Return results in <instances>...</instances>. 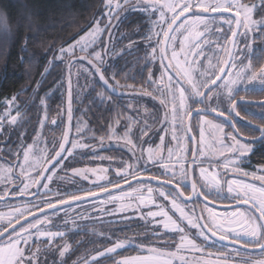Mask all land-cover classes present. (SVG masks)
Wrapping results in <instances>:
<instances>
[{
  "label": "rangeland",
  "instance_id": "rangeland-1",
  "mask_svg": "<svg viewBox=\"0 0 264 264\" xmlns=\"http://www.w3.org/2000/svg\"><path fill=\"white\" fill-rule=\"evenodd\" d=\"M108 2V0H104L103 4V12L105 17L107 16L108 10L105 8V4ZM158 5L163 3H170L172 0H157ZM239 3L244 4L242 0H238ZM112 3V12L115 14L116 12H119V16L112 20V27L106 30V32L100 37L101 40H104L108 38L109 42V52L108 56L110 59L115 60L120 55H124L126 51H129L131 48L130 44H126L121 50L115 52L113 45L118 42V40H121V35L117 36L116 32H112V28L116 25L118 26L123 22V20L128 17L129 15H153L156 14L157 18L156 21L151 23L147 30L148 33L146 37H150V39H146L147 42L143 43V45L149 44L153 47H155V52H153V49L151 52H149V58L155 62L157 57V51L159 47V43L161 41L162 35L166 29L167 22L171 20V17L173 13L166 11V18L164 21L160 20V14L159 12H144L139 9V5L145 3V0H127V3H125V0H111ZM119 5V6H118ZM135 5V7H133ZM249 6L255 5L251 19L253 21H256L257 23L255 25H250L249 30H245L244 27H240V31L238 34V39L236 41L235 50L233 53L231 64L233 67L229 68L227 72L229 73L228 76H224V80L227 81L229 78L233 79L235 83L231 85V91L230 93L221 87L220 89H214L212 92H209L207 94L208 100L205 101L203 97V89L207 87V85L200 89V95H194L193 93L196 91V88H194V85L197 87L200 85V83L206 79H208L210 82L213 79V73L211 71V63L215 61L217 63L220 61L222 63V67L225 63L227 51H228V42L227 46H222V42L224 41L225 34L228 33L229 35L232 33L234 23L229 25L225 18L230 19L225 16H217L216 19H213L210 23H208L207 28L203 24L197 25L195 28H187L186 25H181L179 28H177L176 33H174V36L172 38V43L177 42L179 45L177 48L178 53V62H173L174 67H176V70L182 75V83L179 82V84L184 85L183 89H178L177 86L175 87L174 83L169 79H162L158 81H153L148 77L147 84L150 86H157V96L159 101L162 103L165 107V113H166V121L164 122L163 126H165L164 132H159L157 135H155V131L147 129V121L146 117L144 116V121H141V123H138L136 121L131 122L129 121L127 128L123 129L120 128L119 124L115 125L113 130L111 131V136L107 142L108 145H105V147H101L99 149L90 148L86 149L85 147H81L78 142V146L76 148H71L67 146V142H61V144H64L65 148H68L72 154H77L72 159V156H66L64 162L57 166L56 168H52V164L55 162L58 157L54 155L56 152L59 151V144L61 141V134L66 133L69 125V110L71 111V103L69 101V92L71 93V99H72V88L74 90V94L76 99L79 101L80 98H83L86 93L90 91V88L92 87V78L91 76H88V72L86 69V65H89L90 61H94L96 63H101L100 61H96L94 58V53L91 56V60L87 59V54L90 51V49L96 45L98 47V50L96 52L101 53L102 57V47L103 45L99 42V40L92 44L91 46L87 47L84 52L80 51V47H74L72 52H65L63 58H61L60 50L55 54V57L52 59V62H72V61H78L81 64H74L71 67V72L69 73L70 76L66 75V94L64 97L65 104L64 106L60 104L59 109L56 110L55 115L52 119H47V116L45 114V111L48 110L47 101L50 100L52 94L54 91H49L42 98L37 102L38 105V111H42V115L40 117V120L34 128V126H30L31 132H29L27 129L20 127L19 125H24V122L28 121L27 119H23L22 114L20 112H17L18 102L15 100L14 104L11 102V100L6 101L2 104V108L0 109V124L3 125V130H0V201L5 200L7 198L10 199H18L20 197H30L39 193V199L32 203H24V204H0V228H3L5 226L6 229L10 227L12 224L16 223L17 220L15 217L19 214L20 211L23 210L24 206L26 205L27 208L30 210L28 215L22 216L19 220L24 219L34 213H36L39 210L47 208L46 206L39 210H32L37 205H39L42 201L51 199L53 201H56V204H59L58 201L61 197H64L68 200H70V196H65L66 193H79L81 195H86L89 191L92 192H98L103 189H101L100 185H108V188L113 187L117 185V181L119 180L120 183H124L128 181L129 179H132L136 176L129 175L126 180L122 179L123 176L126 174H130L134 170L139 171L140 169L147 168L149 166H152L151 168V176L154 177V179L163 180V176L161 175L164 173V169L159 166V161L163 158L165 161L168 160V152L169 149L173 150L175 152V155L171 157V164L172 168L174 170L180 169L181 165L176 164V160L179 159L181 155L184 156V160L182 161L183 166L185 167L187 161H188V149H187V142H186V136L184 132V123L186 120V117L189 113V111L193 108V102L199 101L201 105L209 111L216 112V113H222L225 111V109L230 105L232 99L237 96L239 93L244 92H262L264 91V82H261L259 79L251 80L250 76L244 78L245 76L250 75V71H245L244 66L248 65L251 67V69L254 68L253 64V54L255 49V36L258 34L259 30L264 26V3H262V0H257L254 4H247ZM235 9L229 11L228 13L234 14ZM213 13H203L202 15L207 17H214L211 16ZM101 17H99L96 21H99ZM120 19V20H119ZM239 19H243V17H239ZM232 20V19H231ZM106 21V20H105ZM107 22V21H106ZM117 22V23H116ZM219 25H222V28H218ZM95 23L93 24L92 28L88 30L83 36L81 37H88L89 33H91L92 29L95 27ZM231 28V31L229 29ZM109 33H111L109 35ZM80 37V38H81ZM80 38L78 40H80ZM229 39V38H228ZM77 40V41H78ZM76 41V42H77ZM76 42L71 44L70 46L76 45ZM70 46L64 47L65 49H68ZM81 46H83V42H81ZM172 47V46H171ZM190 47L195 48L190 49ZM125 49V51H123ZM134 49V48H133ZM201 49V50H199ZM199 50V52H197ZM202 51V52H201ZM147 52V51H146ZM194 53V54H192ZM198 54L202 58H197ZM220 55V57H219ZM103 60V58H102ZM242 62V63H241ZM256 62V61H255ZM254 62V63H255ZM259 61L256 65H258ZM156 66V64L151 63L150 68L151 70H154L153 66ZM216 65L214 67L212 66V69H216ZM50 66V65H49ZM49 68V67H48ZM48 68L45 71L48 72ZM264 68V62L259 66V68H256L257 71L259 69ZM69 70V68H68ZM237 74L239 75V79H237ZM178 90V93H175L173 95V91L176 92ZM186 90V91H185ZM181 92H183V103L181 102ZM177 95V97H176ZM78 97V98H77ZM194 100V101H191ZM144 103V102H143ZM138 106V103H136ZM62 105V106H61ZM146 108L147 103L143 104ZM207 105V107H205ZM179 107L178 116L175 118L173 117V112L176 111V107ZM261 111H264V107L260 108ZM136 120H143L141 115L136 114L135 115ZM164 118L165 115L163 114ZM15 118L16 123H9L10 120ZM55 121V123H53ZM206 121H211V124L206 123ZM131 122V123H130ZM138 125H137V124ZM213 125H219L223 128V132H217L216 128L213 127ZM17 128H22L23 130L21 132L17 131ZM34 128V129H33ZM130 129V131H128ZM193 129L197 134L198 138V150L203 153V155H199L197 157V163L199 166L195 168V182H197V185L201 191L208 192L209 197L214 199V201L220 202V203H228L233 202L237 203L233 197L236 196L237 192H239L241 195L244 194V189L240 187L241 184L247 185L243 182H239L238 184H234L233 188L235 191L229 193L228 187L225 181L230 182L228 178H225V175L228 172L231 173H237L236 170H233V167L231 164H229L227 167H225V161L228 157H235L238 156V154L233 152L224 151L221 152V141L224 140V133L225 129L222 126V124L214 119L208 118V117H202L198 116L195 118L193 122ZM17 131L18 134L20 133L19 140H17V146L15 150H12V148L6 146L8 143L5 138L8 131ZM145 130L146 134H141V131ZM128 131V139L131 140V144H126L125 139L123 137L125 136V132ZM176 137L175 139L173 137ZM63 137V134H62ZM144 141H147V143H144ZM227 144H232L233 141L231 139L224 141ZM75 143V142H74ZM241 143V142H240ZM76 144V143H75ZM135 145V147H133ZM247 145V144H246ZM249 146V145H247ZM250 152L253 150L251 146ZM29 148L31 151H29ZM151 148L153 150V156L154 158L152 160L149 159V152L148 149ZM129 149H132L131 151ZM114 150L116 152L125 153L128 154V156L124 157L121 155H118L116 160H111L102 153L104 151ZM29 151L28 160L25 161L24 159V152ZM249 152V153H250ZM135 153V155H133ZM248 153V154H249ZM63 155V152L61 153ZM247 154V155H248ZM52 156L53 159L49 160L48 157ZM102 157V158H101ZM139 157V159H137ZM83 158H86V160H83ZM201 158V159H200ZM70 160V161H69ZM239 160H242V158L237 159L236 163L239 165ZM203 162V163H202ZM71 163L72 167H64V164ZM84 165H81V164ZM80 164L81 166H78ZM220 164L219 167L216 165ZM117 165H123V169L118 168ZM131 165V167H129ZM201 166L206 170L209 179L212 175H215L217 179L220 180V188L222 189L221 192L217 193L215 189H212L211 191L209 188L205 187L206 181L201 176ZM158 168V169H156ZM153 169V170H152ZM240 169V167H239ZM148 171V170H146ZM143 173V172H141ZM171 173H167V175H170ZM256 175L262 176L264 175V168H258ZM138 177V176H137ZM256 179H259L258 177ZM264 181V180H262ZM171 183V182H169ZM146 184V183H144ZM144 184H137L132 186L131 188L125 190V193L118 194V196L113 197L114 204H116L117 210L115 211V214H124L127 217H130L129 215H126L127 213H131L132 210H137L139 208H147L154 206V202L152 201L151 193L145 192L143 190ZM27 187V192L22 194L21 190ZM148 185V184H147ZM183 186H186V182ZM252 188L256 189V191H252ZM138 189V191H137ZM261 188L257 186H251L248 189V195L252 197L257 204L260 203L262 199H264V195L261 194L259 191ZM166 190V189H165ZM37 191V192H36ZM167 191V190H166ZM45 193H50L49 195H45ZM116 195V194H115ZM109 197V196H108ZM142 197V199H141ZM106 198V197H105ZM247 199V197L245 198ZM253 199H247V202H241L244 204H249L253 207ZM142 200L144 202H142ZM170 203V207H172V204L170 200H168ZM105 205V204H104ZM106 206V205H105ZM184 208L185 213L192 214V217L194 216V210L196 209L204 223L207 221L211 223L213 220L217 224H229L232 223L233 218L228 217V219H225L226 213H231L232 211H216L213 209H210L208 207H205L204 205L200 206H189V205H182ZM259 210V208H256ZM164 210V208H163ZM244 209H237L236 211H240ZM165 211V210H164ZM170 211L172 209L170 208ZM178 215H180V212L174 210ZM213 213V215L210 217L209 213ZM168 213V212H167ZM73 214V213H72ZM249 215H252L249 212ZM169 217H172L168 213ZM84 213L80 216L77 215H69L67 211H60L58 213H55L53 215L48 216L47 218L43 217L41 218L42 223L38 224L37 227H40L41 229H46L50 232L57 233L52 238H49L48 236H37L35 234V228L29 229L30 232L33 233L31 237H28L27 243H24L23 241H20L18 243V247H21L22 251L25 253V259L29 258V253L35 255V260L33 261V264H39V260L45 258L44 254V246L43 241H47V247L49 249V253L51 251L56 250V258L55 262L57 264H64L65 258L67 254L69 253V247L68 245L63 241L59 239H63L65 235L68 233L75 231L76 229H79L83 226L88 227L91 230H95L99 237H106L108 238L107 233H99V231H107L111 227L109 226V223L117 222L115 220L106 221V222H97V223H84L83 219ZM86 217V216H85ZM151 220L154 221L155 224L160 225L162 230L167 233H173L175 231L167 230L163 228V220L166 219V217H148ZM194 218V217H193ZM173 221H175L178 226L183 227L185 232L188 233L187 225L188 220L183 219L180 216L176 217ZM9 220H12V223L9 224ZM18 220V221H19ZM86 220V218H85ZM88 222V221H86ZM257 223H259L257 221ZM184 224H187L186 226ZM237 231H242L244 227L247 226L245 223H240L237 221L233 225ZM207 227V226H206ZM208 228V227H207ZM209 231L212 233L211 229L208 228ZM177 233V232H175ZM23 235H27L26 233H22ZM16 233L13 234V238L15 237ZM180 237V236H178ZM218 237V235H217ZM176 237H174L175 239ZM190 239L189 237H187ZM228 240V239H226ZM176 244L179 242L178 245H180L181 241L180 238H177L175 240ZM231 241V240H229ZM6 239L0 243V247H2L6 243ZM236 243H239L241 245H244L246 247H256L259 244H243L242 242L237 241ZM177 245V247H179ZM132 246V243L126 244L124 248H128ZM185 246L188 247V250L193 251H200L201 248L203 250L204 247H196L193 248L191 245L185 244ZM113 247V246H112ZM176 247V246H175ZM116 249L113 252H108L107 249L104 251H100L97 254H92L96 249L92 248L90 253L88 254H82L79 256V259L81 260L79 264H92L94 262H99V264H105V258L111 257L114 253H117L118 251L124 249ZM178 249V248H177ZM178 251V250H177ZM61 252H63V256H61ZM230 256L233 255L232 252H226ZM148 253H145L146 256ZM94 255V256H93ZM177 259H179L180 255L173 254ZM201 255H203L201 253ZM235 256L239 254H234ZM164 253L162 255L156 257L155 259L158 261V264H172V261H170V258L164 257ZM174 256H171L173 258ZM242 256V255H241ZM138 256H131L126 257L123 259H116L111 264H117L119 261H123L126 259L135 258ZM86 259V261L84 260ZM84 260V261H83ZM250 260V259H247ZM253 261H256L257 259H252ZM198 261L205 262L203 259ZM76 264V263H74ZM107 264V263H106ZM257 264V263H252Z\"/></svg>",
  "mask_w": 264,
  "mask_h": 264
},
{
  "label": "trees",
  "instance_id": "trees-1",
  "mask_svg": "<svg viewBox=\"0 0 264 264\" xmlns=\"http://www.w3.org/2000/svg\"><path fill=\"white\" fill-rule=\"evenodd\" d=\"M242 1L244 4H254L257 2V0ZM103 4L104 0H0V109L4 102L11 100L15 96L19 112L22 114L21 118L28 120L24 122V125H19L20 127L27 129L29 132H31L30 126L35 125L34 128H36L42 115V111L40 112L39 110L37 112V102L49 91L53 90L54 93L50 100L47 101L48 110L45 111L47 119L54 117L60 104L64 106V97L67 91L65 85L66 75L70 76L69 73L74 64L81 63L78 61L66 62V64L65 62L49 63L62 47L64 48L75 43L92 28L94 21L101 17L99 14L103 11ZM135 15L131 18H125L121 24L115 25L112 28L111 33L116 32L117 36L121 35V40H118L113 45V48L117 52L128 44L130 40L136 41L138 45L133 49V53L136 54L137 58H143V54L146 52L143 43L147 42L146 35L148 31L146 30L148 27L144 17L137 18ZM262 29H264V26L255 36L254 68H259L264 62V31ZM229 33L227 39H224L222 42V46L224 47L225 45L227 46V42L230 39L231 34L229 35ZM108 38L105 41L103 40L102 70L107 75L106 78L110 83L117 86V95H112L102 85L100 73H96L95 71V65L99 63L90 59V55L94 53V50L95 52L98 50V47L94 45L86 57L91 60L89 65L85 66L81 64L86 67L88 76L92 78V87L79 101L76 99L72 88L71 119L69 120L66 133H62L63 137L61 134L60 144L67 137L65 141L68 147L74 142L78 145L79 142L86 149H99L108 145L107 142L111 136V131L117 124H119L120 128L126 129L129 121L145 122L143 118L145 116L147 129L153 130L161 128L165 122L164 113L158 110V106L164 105L158 99V87H152L147 84L148 75L145 69L143 70L142 61H132L130 51H126L124 55H120L115 60L110 59L108 56L110 41ZM152 49L153 46L150 48V52ZM199 57L202 58L203 56L201 57L198 54L197 58ZM215 61L210 65L212 73L216 71V69H212V66L214 67L217 64ZM258 61L259 63L256 65ZM47 68L48 72L45 73ZM218 73L219 71H216V75L212 81L215 80ZM212 81L203 89L202 93L212 84ZM128 85H132V87H128ZM100 92H105L112 99L108 102H102L99 98ZM238 96H242V98L248 100H262L264 99V92L252 93L251 95L239 93ZM143 102L147 103L146 108ZM136 103H138V106ZM198 104L202 107L199 101ZM136 114L141 115L143 120H136ZM22 128H17V131L21 132ZM17 131L13 133V131L9 130L4 138L8 142L6 146L12 148V150H15L17 140H19L18 135L20 133L18 134ZM102 153L111 160H116L118 155L128 156V154L114 150ZM83 160H86V158H83ZM251 160L254 165L259 164L264 166V144L254 152ZM80 164L78 166L84 165ZM151 168L153 167L149 166L140 169L137 176L149 177ZM139 186H144L142 187L144 188L143 190L149 193V184ZM150 186L153 188L151 199L154 202V206L132 210L131 213L126 214L130 217L124 214H115L117 208L114 201H112L113 197L123 194L125 191L62 210L67 211L72 216L77 214L81 216L84 213V218H80L86 224L111 220L117 221L109 223L111 227L109 230L99 231V233H107L108 238L99 237L96 234L98 232L83 226L68 233L63 239H59L63 240L69 247V253L65 258L64 264H79L81 261L79 259L80 255L90 253L88 251L92 248L96 249L92 253L94 255L100 251H104L114 245L117 237L121 240L128 237L132 241V246L114 253L111 257L105 258V264H111L116 259L144 255L148 253L149 247L156 248L161 253H164V257L170 258L172 264H264V252L251 255L223 247L212 242L210 239L205 240L203 236H200L198 234L200 231L199 227L192 228L189 224H184L188 227V233L185 230L183 233L174 232V234L163 231L160 225L155 224L153 220L146 216L149 210L158 211L160 209L157 208V205H162L164 210L174 220L180 215L174 211L175 209L170 207L168 200L159 195L157 187ZM38 196L39 193L37 192L30 197L7 198L1 200L0 204L32 203L39 199ZM170 208L172 211H170ZM142 215L146 219H141ZM190 215L192 216V214ZM193 215L194 219H196V210H194ZM153 228H158L159 232L154 233L152 231ZM181 235L189 237L197 247H204L203 250L200 248V251H193L188 250L187 246L183 248L177 247L179 242L176 244L175 240L180 238L178 236ZM149 237H151L150 240L148 239ZM174 237L176 238L174 239ZM136 241H145V243L138 246ZM47 243V241H43L42 243L45 258L40 259L39 264H57L54 263L56 258V253L54 252L56 250L49 253ZM256 247H259V245ZM226 252H232L233 255L230 256ZM173 254L180 255L181 257L177 259ZM234 254L239 255L235 256ZM171 256L174 257L171 258ZM198 259H203L206 263L198 261ZM252 259L257 260L253 261ZM84 260L86 261V259ZM92 264L97 263L94 262Z\"/></svg>",
  "mask_w": 264,
  "mask_h": 264
},
{
  "label": "snow or ice",
  "instance_id": "snow-or-ice-1",
  "mask_svg": "<svg viewBox=\"0 0 264 264\" xmlns=\"http://www.w3.org/2000/svg\"><path fill=\"white\" fill-rule=\"evenodd\" d=\"M125 3H127V0H125ZM262 3H264V0H262ZM119 6V5H118ZM135 7V5H133ZM255 5L249 6L247 4H241L238 2V0H172L170 3H163L159 4L157 0H145V3L139 5V9L144 12H159L160 14V20L164 21L166 18V11L173 13L171 20L168 21V27H171V24L174 23L177 19V17L183 15V20L179 25H177V28H179L181 25H186L187 28H195L197 25L203 24L205 28H207L208 23H210L213 19H216V17H207L205 18L202 14L203 13H224L229 12L233 9H235L234 15L237 17H243V19H236L235 21L231 19L225 18L226 22L231 25L235 23L238 27H244L245 30L250 29V25H255L257 22L253 21L251 19V15L253 12ZM105 8L108 10L107 16L105 17L104 12L102 11L99 15L101 16V19L99 21H94L95 27L92 29L91 33H89L88 37H81L80 40L76 42V45L70 46L68 49L61 48L60 54L61 58H63L65 52H72L74 47L79 46L80 51L84 52L87 47L91 46L92 44H95L98 40L103 45V40L100 39V37L106 32V30L110 29L112 27L111 21L116 19L119 16V12H116L113 14L112 12V3L111 0H108V2L105 4ZM185 13H188V15H184ZM105 20L107 22H105ZM264 23V22H262ZM222 25H219L218 28H222ZM172 31H175V29H172ZM231 31V28L229 29ZM264 31V29H262ZM110 35V33H109ZM165 36H167V33H164ZM233 37L238 35L237 32H232ZM225 39H227V34H225ZM146 39H150V37H146ZM170 39V38H169ZM81 42H83V46H81ZM133 41L130 40V44ZM153 52H155V47H153ZM164 52L165 49H160V58L161 61L164 59ZM94 58L96 61H100V64L95 65V71L96 73H100V80L103 81L106 88H111L112 92L116 91V87L110 83V81L106 78L105 72L102 70L103 64H102V57L100 52H95L94 50ZM242 63V62H241ZM166 68L167 65H164ZM229 68L233 67L232 64L228 65ZM245 71H250V75L245 76L249 77L251 80L259 79L261 82H264V68L259 69H251L250 66L245 65L244 66ZM222 70V63L220 61L217 62L216 65V71ZM216 71L213 72V77L216 75ZM229 73L227 71H224V76H228ZM220 82L215 85V89H220L223 87V89H226L229 93L231 91V85L235 83V81L231 78H229L227 81L224 80L223 76L220 78ZM237 79H239V75L237 74ZM214 82V80L212 81ZM210 81L208 79L202 81L200 85L197 87L194 85V88H196V91L193 93L194 95H200V89L208 85ZM178 86L183 89V85L179 84L177 82ZM128 87H132V85H128ZM186 91V90H185ZM212 88H208V92H212ZM175 95V92L172 93ZM99 98L102 102H108L112 99L110 95H106L105 92L99 93ZM16 97H12L11 102L14 104ZM183 92H181V102L183 103ZM205 101L208 100L207 94H205ZM69 101L71 103V93L69 92ZM163 103V101H162ZM207 107V105H205ZM19 110L17 109V112ZM198 113V112H197ZM222 114V113H218ZM69 119H71V111L69 110ZM178 112H173V117L175 118L178 116ZM9 123H16L15 118L9 121ZM55 123V121H53ZM206 123L211 124V121H206ZM213 127L216 128L217 132H223V128L219 125H213ZM0 130H3V125L0 124ZM79 131V129H77ZM130 131V129H128ZM128 131L125 132V136L123 139H125L126 144H131V140L128 139ZM141 134H146L145 130L141 131ZM176 138L175 136L173 137ZM67 139V137H65ZM231 139L233 141L232 144H227L224 141ZM144 143H147V141H144ZM78 145L75 143L71 144V148H76ZM81 147L83 145H80ZM135 147V145L133 146ZM59 148L62 150L63 155L61 152H56L54 155L58 157V159L55 160V162L52 164V168H56L57 166L61 165L66 156H72V159L77 154H72L68 148H65L64 144H59ZM130 151L132 149H129ZM29 151L31 149L29 148ZM29 151L24 152V159L25 161L28 160ZM221 152L228 151L238 154V156L235 157H228L225 161V167H227L229 164L232 165L234 170H239V165L236 163L237 159L243 158L250 152V147L247 146L245 143H240L237 139V137L229 136L228 133H224V140L221 141ZM149 152V159L152 160L154 158L153 156V150L151 148L148 149ZM135 155V153H133ZM175 155V152L173 150L169 149L168 152V160L165 161L163 158L159 161V166L164 169V173L161 175L163 176V180L161 184L157 186V190L159 191V195L163 197L165 200H170L172 204V208L176 211L180 212V215L183 219H187L189 225L192 228H200L199 235L203 236L205 240H209L210 237L204 232V227L207 226L211 229L212 235L217 236L219 241H224L226 239L231 240L233 242H242L243 244H259V246L264 249V223H257V221L264 219V199L260 201L259 204L255 202V200L248 195V189L251 187L250 185H243L241 184L240 187L244 189V194L241 195L239 192H237L236 196L233 197V199L237 203L247 202V199H253V207L259 208L260 216L256 217L253 215H249L250 209H244L240 211L233 210L231 213L225 214V219H228V217H232L233 221L229 224H217L214 220L209 223L205 222V225L199 224V219H194L191 215L185 213L184 208L182 206L180 198L183 197L185 201H190L192 196L201 197L208 199L209 193L204 191H197V182L193 181L191 183V191L189 192L188 189H185L183 187L184 183L188 180V172L187 169L183 166L182 161L184 160V156L181 155L179 159L176 160V164H180L181 167L178 170H174L172 168L171 164V157ZM197 156L203 155V153L199 150H197L196 153ZM102 158V157H101ZM49 160H52L53 157L49 156ZM139 159V157L137 158ZM70 161V160H69ZM191 164L195 165L197 163L196 159H192ZM203 163V162H202ZM64 167H72L71 163L64 164ZM118 168L123 169V165H117ZM131 167V165L129 166ZM171 173L170 175H167V173ZM137 176L139 175L138 171L134 170L130 174H126L122 177V179L126 180L128 176ZM201 176L206 181L205 187L209 188L211 191L212 189H215L217 193L221 192L222 189L220 188V180L216 178L215 175H212L209 179V176L206 172V170L201 166ZM153 176H149V181L153 179ZM261 180H264V175L258 177ZM171 182V188H168V190H165V187ZM117 185L120 183L118 180ZM141 184H144L145 181H140ZM228 187V192L231 193L235 191L233 188L234 184H238L239 181L233 179L230 182L225 181ZM27 185L23 190H21L22 194L27 192ZM104 191H107L108 185H100L99 186ZM183 189V190H181ZM138 191V189H137ZM153 191V188L149 185L148 192L151 193ZM252 191H256V189L252 188ZM262 195H264V188H261L259 190ZM50 193H45V195H49ZM86 195L88 196H95L96 193L89 191ZM65 196H70V199L73 201H82L83 196L79 193H66ZM109 196H113L112 193H109ZM247 197V199H245ZM142 199V197H141ZM142 202H144L142 200ZM56 201H53L51 199H47L42 201L39 205H37L32 210H39L44 208L45 206L49 209L53 210L52 214H55L56 212H59L60 209L56 207ZM60 204H66L68 203V199L61 197L58 201ZM71 207V205H70ZM207 207V205H205ZM157 208L160 209L158 211H152L149 210L146 214L147 217H166L165 220H163V228L171 231H175L177 233H183L184 228L178 226V224L171 219V217L168 216V213L163 210L162 205H157ZM29 209L25 205L23 210L19 212V214L15 217V219L18 221L22 216L28 215ZM210 217L213 215V213H209ZM45 218L49 216V213H44ZM141 219H146L144 215L141 216ZM239 221L240 223L247 224L246 227L242 229V231H237L236 228L233 226L234 223ZM12 223V220H9V224ZM42 223L40 217H35L34 220L27 222V225L21 224L20 228H13L12 231L7 233V237H3V233L7 226L0 228V239H6V243L0 247V264H33V261L35 260V255L29 253V258L25 259V253L22 251L21 247H18V243L20 241H23L24 243H27L28 237H31L33 235L32 232L29 231V229L35 228V234L37 236H48L49 238L54 237L57 235V233L50 232L46 229H41L40 227H37L38 224ZM152 231L154 233H158V228H153ZM13 233H16L15 237L13 238ZM22 233H26L27 235H23ZM149 240L151 237L148 238ZM180 245L179 247L183 248L185 247V244L191 245L193 248H196L197 245L193 244V241L188 239L186 235L180 236ZM132 241L128 239V237H125L123 240L119 239L117 237L116 242L114 243L113 247H110L107 249L108 252H113L116 249L124 248L126 244H130ZM137 245H143L145 241H136ZM61 256H63V252L60 253ZM162 255V253L156 249L149 247L148 248V254L141 255L135 258L126 259L123 261L117 262V264H158V261L155 259L156 257ZM99 264V262H97Z\"/></svg>",
  "mask_w": 264,
  "mask_h": 264
},
{
  "label": "flooded vegetation",
  "instance_id": "flooded-vegetation-1",
  "mask_svg": "<svg viewBox=\"0 0 264 264\" xmlns=\"http://www.w3.org/2000/svg\"><path fill=\"white\" fill-rule=\"evenodd\" d=\"M132 16H134V14L133 15H129L126 18H131ZM135 17H137V18L144 17L145 18V22L147 23V27H148L151 23L156 21L157 15L156 14H153V15H150V16L149 15H144V16L135 15ZM165 27H166V29H165L164 33L167 32V30L169 28L168 27V23H167V25ZM176 30H177V26L175 28V31H173L171 33L170 39L168 40L167 47H166V59H167L169 65H170L171 71H169L167 68L164 67V65H165L164 60L161 61V58H160V49H161L162 42H163V39H164V36H165L164 33H163L161 41L159 43L158 51H157V54H156L157 57H156V60H154L155 62H153L149 58L150 48L152 47L151 45H149V44L144 45V50L147 51V52H145V54H143V58H137L136 54L133 53V48H136L138 44L136 43V41H133L131 44L129 42L128 44L131 45V48H130L129 51L131 52V55H132V61H140L141 60L142 64H143V67H144L143 70L145 69L148 77H151L150 78L151 80L156 82L158 80L169 78L175 84L174 85L175 87L177 86L178 89H181L178 86L177 82H180L182 80V75L178 72V70H176V67H174V64H173V62H178V59L180 58L178 56V53H177V48H178L179 45L177 44V42L172 43V38L174 36V33H176ZM190 49H194L195 50V48H192V47H190ZM192 54H194V53H192ZM151 63L156 64V66L155 65L153 66L154 70L150 69ZM262 92H264V91H262ZM175 93H178V90H176ZM245 93L251 95L252 93L254 94V93H258V92H250L249 91V92H244L242 94H245ZM176 97H177V95H176ZM239 99H244V98H242V96H238V95L235 96L234 99L231 101L230 105L225 109V111L222 112L221 115H224L225 117H227L231 121V124H232L233 128L236 130V132L242 138H245V139H248V140H252V141L260 140V142L255 144V145H249V146H251L253 148V150L248 155L244 156L242 158V160L238 161L240 163L239 164L240 169L238 171L236 170L237 173L228 172L225 175V178H228L229 180L235 179V180H237L239 182H243V183H245L247 185H250V186H257V187H260V188H264V181H262L261 179H256L257 177H260V176L255 174L258 168H264V166L259 165V164L254 165L252 160H251V157L254 154V152L261 145L264 144V111L260 110V108H263V107L237 106L234 109L235 110V115L237 116V118H236L235 115H233V113H232V105H233V103L235 101H237ZM245 100H248V99H245ZM262 100H264V99H262ZM191 101H194V100H191ZM248 101H261V100H248ZM193 104H194L193 105L194 107L189 111L188 115L195 109L201 108L203 110H206L203 106L202 107L199 106L198 100H197V102L194 101ZM178 109H179V107L177 106L175 112H178L177 111ZM158 110L160 112L164 113V115H165L164 120L166 121L165 107L160 105V106H158ZM202 117H204V116H202ZM195 118H194V120H195ZM194 120L192 121V124H191V130H192V134H193L194 138L196 139L197 150H198V138H197L196 132L193 129ZM216 121H218V120H216ZM242 121L245 122V124ZM218 122H220L222 124V126L225 129V132L228 133L229 136H233L234 135L229 125H226L225 123H223L221 121H218ZM164 130H165V126L162 125L161 128L154 129V131H155L154 134L157 135L159 132H164ZM184 132H185V123H184ZM185 136H186V142H187V146H188L187 149L189 148L188 149V153H187L188 154V161H187V163L185 165V168L188 169V163H189V159H190V156H191V145H190L189 140L187 138L186 132H185ZM197 157L198 156L196 155V160H197ZM197 166H199V164H195L194 165V174H195V168ZM216 166L219 167L220 164H217ZM194 179H195V177H194ZM183 187L185 189L189 190L188 181L186 182V186H183ZM181 190H183V189H181ZM197 191H201L199 189L198 185H197ZM189 192H190V190H189ZM204 200L209 202V203H213L215 205H220V206H228V205H231L233 203V202L220 203V202L214 201V199H212L211 197L206 199L203 196H201V197L195 196V200L191 204H189V206H192V207H194V206L196 207V206H200V205H204L205 206L206 204L203 203ZM207 207L212 209L209 206H207ZM254 209L257 212H259V210H257L256 208H254ZM259 214H260V212H259Z\"/></svg>",
  "mask_w": 264,
  "mask_h": 264
},
{
  "label": "water",
  "instance_id": "water-1",
  "mask_svg": "<svg viewBox=\"0 0 264 264\" xmlns=\"http://www.w3.org/2000/svg\"><path fill=\"white\" fill-rule=\"evenodd\" d=\"M184 15H188V13H185ZM211 16H214V17L225 16V17H228V18L232 19L233 21H235L236 19H239V17L235 16L232 13H228V12L213 13ZM182 20H183V15L177 17L176 21L171 24L170 28H168V30L166 32L167 36H164V39H163V42H162L161 49L162 48L165 49L164 59L163 60H164L165 65H167L166 68L169 71H171V68H170V65H169V63H168V61L166 59L167 43H168V40L170 38L171 33L173 32L172 29H175L176 26ZM239 31H240V27H238L234 23V27H233L232 32H237L239 34ZM237 37H238V35L233 37V35L231 33V36H230V39H229L228 51H227L225 63L223 65V67H222V70L219 71V73H218L217 77L215 78L214 82H212V84L208 88L214 89L215 85L220 82L219 78L221 76H223V78H224V71H227L229 69L228 65L231 64V60H232V57H233V53H234V48H235V43H236ZM180 82L182 83V81H180ZM101 83L105 87L103 81H101ZM208 88L203 92V97H205V94L209 93L208 92ZM106 89L112 95H115V96L117 95V92L116 91L112 92L111 88H106ZM237 106L264 107V100H261V101H248V100H245V99H239V100L235 101L233 103V105H232V113H233V115H235V110L234 109ZM198 116H204V117H208V118H211V119H215V120H218V121H221V122L225 123L226 125H229L231 130H232V132H233V134H234V136L237 137V139L240 142H242V143H245L247 145H255V144L260 142V140L252 141V140H248V139L242 138L236 132V130L233 128V126L231 124V121L227 117H225L224 115H221V114H218V113H215V112H212V111H208V110H203L201 108L193 110L187 116L186 121H185V132H186L187 138L189 140V143L191 145V156H190V159H189L188 169H187V172H188V180L187 181H188V185H189V190L190 191H191V183L194 181V165L191 164L190 162H191L192 159H196V153H197V142H196V139L194 138V136L192 134L191 124H192V121L194 120V118L198 117ZM235 117L237 118L236 115H235ZM243 123L245 124V122H243ZM64 142H66V141L64 140ZM59 151L62 153L61 149H59ZM142 180L145 181L146 184H149V185H152V186H155V187H157L162 182L161 180L154 179V178L149 181L148 176H138V177H134L132 179H129L128 181H126L124 183H121V184L115 185L113 187L107 188V191L101 190V191L95 192L96 193L95 196L83 195V200L82 201H73V200L70 199V200H68V203H66V204H60V203L56 204V207L59 208L60 211H61V210H65V209H68V208H71V207H74V206H78V205H81V204H85V203L93 202V201H96V200H100V199H103L105 197H108L109 193H112L113 195H115V194L121 193V192L131 188L134 185L141 184L140 181H142ZM171 186H172L171 183H169L165 187V189L168 190V188H171ZM180 200H181L182 204L189 205L195 200V196H192L190 201H185L183 197H181ZM203 203H205L207 206L211 207L212 209H214L216 211H232V210H237V209H250L251 210L250 212L252 214H254V216H256V217L260 216L259 212H257L254 209V207H252L249 204L232 203L231 205H228V206H220V205H215L213 203H209V202H207L205 200L203 201ZM70 205H71V207H70ZM46 212L49 213V215H50V214L53 213V210L49 209V208H45V209L37 211L36 213H34V214L24 218V219H21V220L17 221L16 223L12 224L10 227L5 229L4 233L2 234L3 237H7V233L12 231L13 228L19 229L21 224L27 225V222L34 220L35 217H40V218L45 217L44 213H46ZM196 217L199 219V224L200 225H205L200 213L197 210H196ZM258 222L259 223H264V219H261ZM203 230L210 237V240L212 242H214V243H216L218 245H221L223 247L235 249V250L241 251V252L246 253V254H251V255H256V254H260V253L264 252V249H262L260 246L259 247H255V248H251V247H246L244 245H241L239 243H236V242H233V241H229V240L219 241L218 237L217 236H213L212 233L209 231V229L206 226L204 227ZM4 240L5 239H0V243L2 241H4Z\"/></svg>",
  "mask_w": 264,
  "mask_h": 264
}]
</instances>
